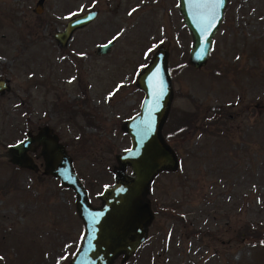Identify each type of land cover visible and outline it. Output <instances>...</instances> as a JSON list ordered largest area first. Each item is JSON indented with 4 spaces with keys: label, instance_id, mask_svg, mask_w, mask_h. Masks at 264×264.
I'll list each match as a JSON object with an SVG mask.
<instances>
[{
    "label": "rangeland",
    "instance_id": "1",
    "mask_svg": "<svg viewBox=\"0 0 264 264\" xmlns=\"http://www.w3.org/2000/svg\"><path fill=\"white\" fill-rule=\"evenodd\" d=\"M35 1L0 0V261L69 264L83 231L73 191L42 171L39 147L28 169L9 162L8 145L47 124L97 205L129 143L120 124L141 100L135 76L165 45L161 133L178 165L154 176L146 238L114 264H264V0H226L199 67L187 62L177 0H42L39 13ZM90 8L96 16L60 47L53 32ZM185 124L193 130L179 141Z\"/></svg>",
    "mask_w": 264,
    "mask_h": 264
},
{
    "label": "water",
    "instance_id": "2",
    "mask_svg": "<svg viewBox=\"0 0 264 264\" xmlns=\"http://www.w3.org/2000/svg\"><path fill=\"white\" fill-rule=\"evenodd\" d=\"M182 22L191 36L187 62L193 67L204 64L211 39L222 16L226 0H177ZM42 10V0L32 7ZM90 8L74 14L53 32L60 47L66 45L74 29L96 16ZM113 39L99 43L95 51L106 52ZM166 46H158L135 76L142 96L137 111L124 118L120 128L129 143L115 153L113 181L97 193L99 203H89L87 191L76 174L70 154L47 124L8 145L5 155L12 164L34 169L29 151L38 148L44 173L56 178L74 193V208L81 220L82 235L70 256L69 264H114L128 258L144 241L153 212L148 198L150 183L163 170H174L178 159L173 147L161 133L172 97L171 76ZM7 78L0 77V93L8 90ZM128 169V171H126ZM0 264H3L0 261Z\"/></svg>",
    "mask_w": 264,
    "mask_h": 264
},
{
    "label": "trees",
    "instance_id": "3",
    "mask_svg": "<svg viewBox=\"0 0 264 264\" xmlns=\"http://www.w3.org/2000/svg\"><path fill=\"white\" fill-rule=\"evenodd\" d=\"M168 70H169V73H172V70H171L170 68H168ZM210 119H215V117H213V115H211V116H210ZM210 119H209V120H210ZM205 120H206V119H205ZM212 121H213V120H212ZM203 123H204V119H202L201 122H200L201 126L203 125ZM201 126L199 125V127H201ZM202 129H204V128H202ZM181 130H182L183 132H182V135L178 137V140H179V141H183V140H185L186 138H188V136L191 134V132H192V130H193V126L190 127L189 124H187V125L185 124L184 127H183ZM164 138H165L167 141H169V139L167 138V134H165ZM171 145H172V147L174 148L175 143L172 142ZM174 149H175V148H174Z\"/></svg>",
    "mask_w": 264,
    "mask_h": 264
},
{
    "label": "flooded vegetation",
    "instance_id": "4",
    "mask_svg": "<svg viewBox=\"0 0 264 264\" xmlns=\"http://www.w3.org/2000/svg\"><path fill=\"white\" fill-rule=\"evenodd\" d=\"M110 46H111V45H110ZM110 46H109V49H110ZM109 49H108V50H109ZM108 50H107V51H108ZM79 89H80V92H81V93H84V92H85V89L81 86V84L79 85ZM81 96H82V95H80V97H81ZM85 96H86V95H85ZM85 100H86V98H80V102H82V103H83ZM258 108L260 109V108H261V105H258Z\"/></svg>",
    "mask_w": 264,
    "mask_h": 264
},
{
    "label": "snow or ice",
    "instance_id": "5",
    "mask_svg": "<svg viewBox=\"0 0 264 264\" xmlns=\"http://www.w3.org/2000/svg\"><path fill=\"white\" fill-rule=\"evenodd\" d=\"M219 2H222V0H219Z\"/></svg>",
    "mask_w": 264,
    "mask_h": 264
}]
</instances>
